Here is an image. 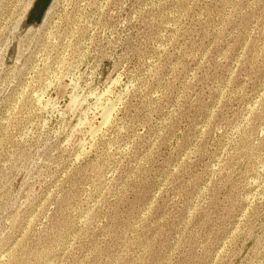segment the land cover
<instances>
[{"label": "rangeland", "instance_id": "rangeland-1", "mask_svg": "<svg viewBox=\"0 0 264 264\" xmlns=\"http://www.w3.org/2000/svg\"><path fill=\"white\" fill-rule=\"evenodd\" d=\"M34 1L0 0V264H264V0Z\"/></svg>", "mask_w": 264, "mask_h": 264}, {"label": "water", "instance_id": "water-1", "mask_svg": "<svg viewBox=\"0 0 264 264\" xmlns=\"http://www.w3.org/2000/svg\"><path fill=\"white\" fill-rule=\"evenodd\" d=\"M53 0H35L30 11L27 14L26 21L24 22L25 27H32L40 25L52 4Z\"/></svg>", "mask_w": 264, "mask_h": 264}, {"label": "bare ground", "instance_id": "bare-ground-1", "mask_svg": "<svg viewBox=\"0 0 264 264\" xmlns=\"http://www.w3.org/2000/svg\"><path fill=\"white\" fill-rule=\"evenodd\" d=\"M105 120V119H104Z\"/></svg>", "mask_w": 264, "mask_h": 264}]
</instances>
